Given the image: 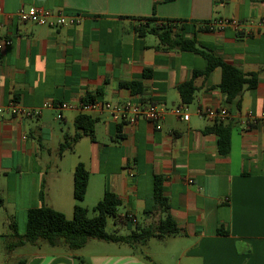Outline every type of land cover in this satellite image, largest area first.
Wrapping results in <instances>:
<instances>
[{"label": "crops", "instance_id": "obj_1", "mask_svg": "<svg viewBox=\"0 0 264 264\" xmlns=\"http://www.w3.org/2000/svg\"><path fill=\"white\" fill-rule=\"evenodd\" d=\"M32 7L84 19L64 28L19 22L17 13ZM0 9V39L11 41L0 50V103L17 102L37 113L20 118L0 110V212L9 227L19 215L26 223L27 212L42 205L72 219L77 204L92 209L107 191L122 202L119 217H133V225L125 224L130 231L155 225L160 214L148 212L154 178L163 176L171 215L183 233L135 248L115 245L125 252L35 255L28 264H264V26L251 34L204 27L220 19L264 22V0H0ZM153 16L183 22L184 38L244 74H257V88H245L228 103L217 68L194 80L188 121L169 114L158 124L139 121L121 132L108 111L83 108L94 102L164 110L183 105L179 86L205 71L207 61L195 53L159 51L153 34L140 37L138 27L153 25L139 20ZM124 82L140 83L143 93L132 94L120 86ZM62 104L71 108L60 110ZM205 109L226 116L212 120L199 114ZM80 115L96 121L95 142L83 138L60 157V144L76 133ZM254 119L257 124H247ZM216 122L233 125L227 156L206 132ZM79 164L90 173L80 203L74 199ZM89 246L82 249H98Z\"/></svg>", "mask_w": 264, "mask_h": 264}, {"label": "trees", "instance_id": "obj_2", "mask_svg": "<svg viewBox=\"0 0 264 264\" xmlns=\"http://www.w3.org/2000/svg\"><path fill=\"white\" fill-rule=\"evenodd\" d=\"M176 0H163V3H173ZM151 28L140 26L136 33L140 37L145 34H153L157 37V50L163 52L177 51L189 52L201 55L207 61L205 71L194 72L192 80L179 86L178 91L183 105H190L197 88L194 80L199 77H208L215 69L222 71V80L219 89L226 96V101L232 103L238 98L245 88L254 90L258 86L257 74H244L236 67L226 64L222 59L217 58L213 53L203 51L194 40L183 37L185 30L181 21H160L155 16L140 19ZM149 72L144 74L148 77ZM121 87L131 90L134 95H141V84L137 82H124ZM89 98L86 101H93ZM96 121L88 115H80L75 120L76 133L73 136H66L59 147V156L67 152H73L75 145L83 138H89L95 142ZM118 131H122V125H118ZM233 125L224 122H216L206 132L217 137L218 151L222 156H227L231 151V136ZM90 179V173L83 164H79L74 171V199L83 202ZM166 179L163 176H155L153 190V210L148 212L159 213L160 218L156 225L148 227H136L127 236L111 235L106 232L110 218H115V225L132 224L126 217L120 218L118 209L122 206L117 195L107 191L103 199L92 209L94 216H90V210L77 204L74 207L73 218L68 219L63 213L58 212L46 205L31 209L27 212L26 230L20 235L16 223H11L12 234L6 236L11 242L8 249L11 251L26 245H37L44 241L52 247L63 246L68 252L75 253L84 248L89 241L99 240L107 243L128 245L132 248L144 245L150 239H166L182 235L175 219L171 215L169 199L165 196ZM43 199V195L41 196ZM3 201L0 198V207ZM117 223V224H116ZM25 264V260L19 262Z\"/></svg>", "mask_w": 264, "mask_h": 264}, {"label": "built area", "instance_id": "obj_3", "mask_svg": "<svg viewBox=\"0 0 264 264\" xmlns=\"http://www.w3.org/2000/svg\"><path fill=\"white\" fill-rule=\"evenodd\" d=\"M0 9V15L2 14ZM17 19L21 23H28L37 26H46L51 28H64V27H78L82 24L84 17L80 14L75 15H65L62 13H55L51 10H46L42 8H29L21 9L17 13ZM264 26L263 21H238L235 19H220L212 21L204 27L210 31L224 32L226 30H233L236 33L251 34V30L256 27ZM11 45V41L6 39H0V50ZM6 110L8 114L14 115L16 117L31 118L37 115L36 112L25 109L20 103L12 102L5 107H2L0 103V110ZM71 105L62 104L60 110L70 109ZM85 109H101L106 110L110 113L112 121L122 126H133L139 121H146L152 124H158L164 120L167 115H174L183 121L189 120V114L186 112L185 105H181L169 110L160 109L152 104L144 103H133L127 102L122 105H113L108 102H94L84 104ZM201 116H206L212 120L218 117H225L226 112L224 110L217 112L211 109H205L200 111ZM261 123H264V118L260 119ZM258 120H249L248 125H255ZM133 222V217L130 215L125 216Z\"/></svg>", "mask_w": 264, "mask_h": 264}, {"label": "rangeland", "instance_id": "obj_4", "mask_svg": "<svg viewBox=\"0 0 264 264\" xmlns=\"http://www.w3.org/2000/svg\"><path fill=\"white\" fill-rule=\"evenodd\" d=\"M65 165L66 164H64V166ZM92 209H89L91 212L90 216H94ZM123 213H124V208L121 206L118 209V215L123 214ZM138 220L141 223V216L138 217ZM114 222H115V218H110L108 227L106 228V232L108 234L118 235V236H127L128 234L131 233V231L128 229L126 225L124 226L115 225ZM25 224L26 223L22 220L21 216L19 215L17 217V230L19 233H23L25 231ZM8 234L9 235L12 234V229L9 227V224L6 222L3 214L0 212V236H1L0 237V264H19V262L23 260H25V264H28L34 260L35 255H38L39 257L49 258V257H55L57 255H60L66 250L65 248H63V246L52 247L46 242L40 241L37 245H26L24 247L13 249L11 251L10 249H8L9 248L8 244L11 242V240L6 238V235ZM88 244L90 245L89 248L91 247V248H98V249H81L75 253L88 256L90 254H98L100 252L101 253H115V252L129 251L128 249L124 247H122V249H118L119 245L115 246L117 245L115 243H107V242H103L99 240H91L88 242ZM147 250L148 249H144L143 252L144 251L146 252Z\"/></svg>", "mask_w": 264, "mask_h": 264}]
</instances>
